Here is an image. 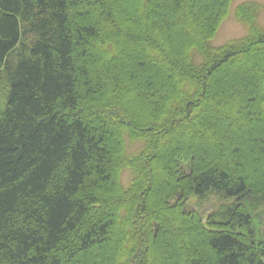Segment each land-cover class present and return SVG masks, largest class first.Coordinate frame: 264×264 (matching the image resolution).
Wrapping results in <instances>:
<instances>
[{"label":"trees","instance_id":"obj_1","mask_svg":"<svg viewBox=\"0 0 264 264\" xmlns=\"http://www.w3.org/2000/svg\"><path fill=\"white\" fill-rule=\"evenodd\" d=\"M234 1L0 0V264H264L262 6L211 45ZM211 191L239 201L186 210Z\"/></svg>","mask_w":264,"mask_h":264},{"label":"rangeland","instance_id":"obj_2","mask_svg":"<svg viewBox=\"0 0 264 264\" xmlns=\"http://www.w3.org/2000/svg\"><path fill=\"white\" fill-rule=\"evenodd\" d=\"M247 2H255L262 6V13L259 18L260 25L264 28V0H235L231 6L230 14L227 20L222 24L219 33L215 40L211 43L212 47L220 48L233 40H239L245 38L249 34L248 28L241 25L236 19V9ZM175 37V36H174ZM178 45L176 44L175 50H178ZM261 52V51H260ZM262 53V52H261ZM260 54V53H259ZM252 68L251 62H248L247 57L241 56L233 61L231 68L228 72H238L239 70H250ZM231 70V71H230ZM132 173L127 171L123 176V184L127 186V183L131 180ZM238 199H227L222 194L211 191L206 197L202 198L199 196H193L187 203L186 210L198 212L204 217H209L213 214H221L225 212L227 209L232 208L238 203ZM256 213L258 216L259 224L261 227V231L264 235V201L257 199ZM247 203V201H244ZM262 202L261 204H259Z\"/></svg>","mask_w":264,"mask_h":264}]
</instances>
